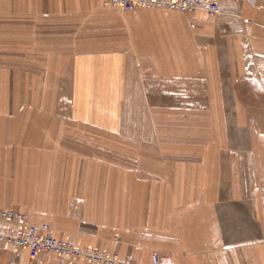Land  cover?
Masks as SVG:
<instances>
[{
	"label": "crops",
	"instance_id": "crops-1",
	"mask_svg": "<svg viewBox=\"0 0 264 264\" xmlns=\"http://www.w3.org/2000/svg\"><path fill=\"white\" fill-rule=\"evenodd\" d=\"M221 4V13L209 15L123 11L102 0H0V23H14L11 49L19 53L0 60V210L24 212L33 223L50 224L61 239L141 264H153V251L160 264H264V242L256 245L264 240L261 126L250 127L248 148H230L227 140L180 141L173 132L172 140L155 143L154 159L142 154V172L135 174L116 166L102 172L99 154L85 152L84 130L116 133L121 127L111 123L123 113L112 109L105 116L100 108L81 109L83 103L145 102L147 116L178 119L174 130L185 118L264 117V0ZM101 6L123 13L126 29L124 36H108L103 52L66 59L67 52L56 56L51 30L38 38L37 23L84 21L87 7L88 32L102 21L116 29V14L102 20ZM93 35L90 43L100 45ZM118 44L126 50L117 51ZM68 85L74 102L82 103L72 110L77 125L69 124L68 112L52 108L68 96ZM246 102L262 104L249 109ZM248 211L263 228L246 256ZM58 260L32 259L0 242V264Z\"/></svg>",
	"mask_w": 264,
	"mask_h": 264
},
{
	"label": "rangeland",
	"instance_id": "rangeland-1",
	"mask_svg": "<svg viewBox=\"0 0 264 264\" xmlns=\"http://www.w3.org/2000/svg\"><path fill=\"white\" fill-rule=\"evenodd\" d=\"M94 8V7H93ZM98 8V7H96ZM101 8V18L102 20L107 19L104 17L105 14L111 13L116 14V26L117 28H113L111 23V27H108V23L102 21V23L98 26L95 25L94 28H91L88 32L87 26L89 25V21H87L86 15L91 14L92 10L90 11L87 7L85 11V15L82 19L85 18L84 21H69V22H61V21H53L51 23H37L38 29L37 34L38 38L49 37V30L52 31V39H53V47L57 57L61 56V51H63V55H66L71 59L72 56L88 54L89 51L92 50H103L108 49L106 44L108 42V36H113L112 34L117 31V36H124V34H120V32H125V23L123 22L124 14L121 13L119 10H108L103 6ZM95 10V8H94ZM170 12V11H165ZM96 14V13H95ZM89 17V15H88ZM47 25V27H46ZM51 25V27H50ZM2 26V27H1ZM4 26V27H3ZM0 29H5L6 36L0 38V60L1 61H12L14 58H18L19 53H14L11 49L12 46L15 44V39L12 37V31L14 29V23H0ZM95 29V30H93ZM99 31V32H98ZM96 40L100 39V45H92L90 38L94 36ZM120 38L118 37V42ZM123 41V40H121ZM120 44V42H119ZM118 44L117 51H125L126 46H120ZM124 44V43H123ZM9 49V50H8ZM81 52V53H80ZM84 52V53H82ZM69 56H68V55ZM68 63V62H66ZM65 67L68 66L69 71V78H71V69L70 64L64 65ZM134 66L136 68H140V63L137 60L134 61ZM264 72V71H263ZM135 76V75H134ZM73 88V87H72ZM72 88L68 85V90L65 89V94L63 100L61 101L60 98L58 101L53 102L52 108L54 110H63V112H68V120L70 121V125H77L78 123L75 121L76 119L73 117L72 110L76 108L77 102H74V96L72 95ZM264 86H262L261 91L263 90ZM58 91H54V94L60 93V87L57 88ZM245 91L253 92L250 87L246 86ZM262 93V92H261ZM255 94V93H254ZM249 96H247L248 98ZM66 98V99H65ZM133 103V104H132ZM151 106V103H149ZM156 104V103H152ZM262 102H246V106L249 109L256 107ZM79 106L82 103L78 104ZM172 105V103H170ZM254 105V106H253ZM132 106V107H131ZM93 107L95 109L100 108V111L104 113L105 116H109L110 111L116 109L117 111H122L123 117L116 118V121L111 123V125L120 126V131L116 133H111L101 130H84V143L86 149V153L99 154L101 158V163H105L106 166L102 167V169H106V171L102 170V172H108L109 168H114L116 166L117 169L122 170L121 172L128 171L131 173H139L142 172V154H145L147 158L154 159L156 156V144L158 142L172 140L173 132H176L181 135L180 141H194V142H220L227 140L230 148H238L237 144L242 143L245 144L244 146L248 148L251 147V139L253 135L250 132V127L252 125L261 126L264 128V117H246V118H237L228 116L227 118H185L180 119L181 127L178 129L173 128L174 120L177 121L178 119H173L172 117H154V116H147V114L151 113V108L148 107L147 103H142L140 101H133V102H109V101H102L100 103H93L91 102L89 105L87 103H83L81 109H90ZM154 109H157L153 107ZM167 110H171L166 108ZM132 110V111H131ZM149 110V112H147ZM147 114H145V112ZM230 114L233 113L229 112ZM75 121V122H74ZM104 123L102 122V126ZM214 131V133H212ZM228 133H225L227 132ZM184 132H187L184 135ZM178 137V136H177ZM178 140V139H176ZM95 144V146L92 145ZM203 151V150H201ZM198 152L200 150L198 149ZM215 152V151H214ZM112 171V170H111ZM110 172V171H109ZM114 172V170H113ZM248 210V206L245 207ZM244 236H245V254L246 256L251 253L252 251V244L254 240H258V237L262 234V225L255 220L254 214L251 212H246L244 214ZM241 226V225H240ZM232 232H236L234 227L230 225ZM240 229V227H239ZM240 233V230H239ZM263 238V237H261ZM260 242L257 241L256 245H262L264 240L260 239ZM240 250V247H239ZM264 250L261 249V253ZM234 254H236V250L234 248ZM246 264H252L250 259L246 261Z\"/></svg>",
	"mask_w": 264,
	"mask_h": 264
},
{
	"label": "built area",
	"instance_id": "built-area-1",
	"mask_svg": "<svg viewBox=\"0 0 264 264\" xmlns=\"http://www.w3.org/2000/svg\"><path fill=\"white\" fill-rule=\"evenodd\" d=\"M107 7L123 11L138 9H162L183 14L204 11L209 15L222 12V0H102ZM240 1V0H233ZM0 242L9 244L15 253L28 251L35 259L40 255L58 257V264H141L133 256H121L100 247L78 245L56 236L48 223H33L21 211L0 210ZM153 264H160V255L152 252Z\"/></svg>",
	"mask_w": 264,
	"mask_h": 264
}]
</instances>
